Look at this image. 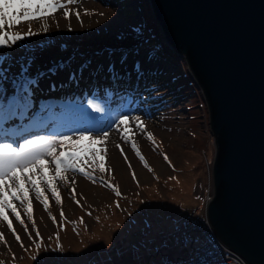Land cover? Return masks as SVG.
Masks as SVG:
<instances>
[{"label":"rangeland","instance_id":"obj_1","mask_svg":"<svg viewBox=\"0 0 264 264\" xmlns=\"http://www.w3.org/2000/svg\"><path fill=\"white\" fill-rule=\"evenodd\" d=\"M0 107V148L26 146L0 172V264H165L199 244L207 109L148 0H0Z\"/></svg>","mask_w":264,"mask_h":264},{"label":"water","instance_id":"obj_2","mask_svg":"<svg viewBox=\"0 0 264 264\" xmlns=\"http://www.w3.org/2000/svg\"><path fill=\"white\" fill-rule=\"evenodd\" d=\"M148 3L207 109L210 228L247 264H264V0Z\"/></svg>","mask_w":264,"mask_h":264},{"label":"built area","instance_id":"obj_3","mask_svg":"<svg viewBox=\"0 0 264 264\" xmlns=\"http://www.w3.org/2000/svg\"><path fill=\"white\" fill-rule=\"evenodd\" d=\"M211 194V180L208 178L206 191L203 192V204L201 208H195L188 212L193 217L191 231L200 237L198 245L191 243V251L188 257L167 261L165 264H247L239 255L227 250L216 238L208 223L205 205Z\"/></svg>","mask_w":264,"mask_h":264},{"label":"bare ground","instance_id":"obj_4","mask_svg":"<svg viewBox=\"0 0 264 264\" xmlns=\"http://www.w3.org/2000/svg\"><path fill=\"white\" fill-rule=\"evenodd\" d=\"M20 1V0H19ZM22 1H24V0H22ZM148 65V64H147ZM141 66V65H140ZM148 67V69H150L149 68V66H147ZM117 69V68H116ZM142 68H139V71L141 70ZM117 72H119V73H121V70L120 71H117ZM162 72V71H161ZM128 73H130V72H128ZM127 73V74H128ZM144 73V72H143ZM126 74V73H125ZM101 79V78H100ZM3 97V96H2ZM8 103V102H7ZM31 107V106H30ZM1 108V107H0ZM42 113V112H41ZM10 119V117H7V112L6 113H3L2 114V116L0 115V125H3L4 124V122L5 121H8ZM64 119V118H63ZM15 120V119H14ZM67 123V122H66ZM22 124L25 126V130L27 131H29V129L31 128V126L33 127L34 126V124H32V122H31V120H30V122L29 121H26V120H23V118H22ZM22 126V125H21ZM19 128V127H18ZM21 130V129H20ZM22 133V132H21ZM7 136V135H6ZM24 147H26V146H24ZM22 148L21 149V151L20 152H17V153H13V154H11V155H5V148L4 147H2V148H0V172L1 171H3L4 172V169L5 168H7L8 169V167L9 166H14L15 164H16V162H18L17 161V159H18V156H19V154L21 153V152H23V150L25 149V148ZM9 150V149H8ZM10 151V150H9ZM79 151V150H78ZM7 152V151H6ZM26 152V151H25ZM24 152V153H25ZM22 154L23 156L25 155V154ZM21 155V156H22ZM21 158H19V160H20ZM7 163V164H6ZM7 165V166H6ZM10 169V168H9ZM82 180V179H81ZM40 198V197H39ZM41 199V198H40ZM38 200V199H37ZM43 200V199H42ZM36 202V201H35ZM43 202V201H42ZM38 203H39V200H38ZM40 204V203H39ZM36 205V204H35ZM39 206V205H38ZM41 207H42V205H41ZM44 207V206H43ZM37 208H39V207H37ZM44 209H45V207H44ZM43 211V210H42ZM44 212H45V210H44ZM43 212V213H44ZM45 215H47V214H45ZM6 216V215H5ZM12 218V217H11ZM44 218V217H43ZM2 219H4V215H2V216H0V227H2L1 226V221H3ZM11 220V219H10ZM44 221H46V220H44ZM13 222V221H12ZM2 224H3V222H2ZM4 225V224H3ZM8 227V226H7ZM3 229V228H2ZM2 231V230H1ZM4 231V230H3ZM3 233V232H2ZM8 234V233H7Z\"/></svg>","mask_w":264,"mask_h":264},{"label":"trees","instance_id":"obj_5","mask_svg":"<svg viewBox=\"0 0 264 264\" xmlns=\"http://www.w3.org/2000/svg\"><path fill=\"white\" fill-rule=\"evenodd\" d=\"M152 22L151 21H148L147 20V22H146V25H147V27H152ZM1 56H5V54H3V55H1ZM129 74V73H128ZM131 77V76H130ZM130 77L128 76V78H127V80L126 81H128L127 83H130L129 82V79H130ZM135 77V76H134ZM124 77H118L117 78V76H116V82H119V81H121V82H124V79H123ZM175 78H177V79H179V75L177 74L176 75V77ZM130 81H131V83H133V81H134V79H130ZM186 81H187V84L188 85H185L184 87H185V89H184V91H183V94L182 95H184L185 97H186V95H189L190 93L188 92V89L187 88H189L190 86H192L191 85V81L190 80H188V78L186 79ZM178 83L179 84H177V85H180V84H184V82L181 80V79H179L178 80ZM180 259H183V258H175L174 260H168V261H177V260H180ZM90 261V260H89Z\"/></svg>","mask_w":264,"mask_h":264}]
</instances>
